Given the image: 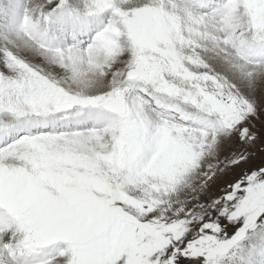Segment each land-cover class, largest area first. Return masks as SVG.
Here are the masks:
<instances>
[{"label":"snow or ice","instance_id":"6c2138e0","mask_svg":"<svg viewBox=\"0 0 264 264\" xmlns=\"http://www.w3.org/2000/svg\"><path fill=\"white\" fill-rule=\"evenodd\" d=\"M0 264H264V0H0Z\"/></svg>","mask_w":264,"mask_h":264},{"label":"rangeland","instance_id":"374dc122","mask_svg":"<svg viewBox=\"0 0 264 264\" xmlns=\"http://www.w3.org/2000/svg\"><path fill=\"white\" fill-rule=\"evenodd\" d=\"M257 162H259V161H257Z\"/></svg>","mask_w":264,"mask_h":264}]
</instances>
